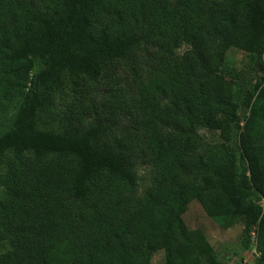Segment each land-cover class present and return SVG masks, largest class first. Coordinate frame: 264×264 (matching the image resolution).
<instances>
[{
    "label": "trees",
    "instance_id": "1",
    "mask_svg": "<svg viewBox=\"0 0 264 264\" xmlns=\"http://www.w3.org/2000/svg\"><path fill=\"white\" fill-rule=\"evenodd\" d=\"M0 8V82L5 96L21 98L0 135L8 193L0 196V264H144L141 256L159 247L171 264H182L186 247L222 264L185 230L181 216L194 197L221 223L243 217L244 246L256 234L264 258V0H1ZM111 14L116 20L105 22ZM185 44L177 65L173 51ZM230 47L248 53L251 85L226 69ZM142 57L149 74L130 106L147 123L141 158L156 176L135 201L122 188L141 183L140 157L125 152L133 136H118L120 147L99 141L130 107L113 82L124 79L126 61ZM198 74L207 77L198 96L187 86L182 100L161 101L174 82L191 84ZM228 83L239 84L240 101ZM100 86L115 109L92 95ZM63 105L65 129L38 125L41 110ZM200 127L219 141L207 143ZM8 153L14 161L2 170Z\"/></svg>",
    "mask_w": 264,
    "mask_h": 264
},
{
    "label": "rangeland",
    "instance_id": "2",
    "mask_svg": "<svg viewBox=\"0 0 264 264\" xmlns=\"http://www.w3.org/2000/svg\"><path fill=\"white\" fill-rule=\"evenodd\" d=\"M115 15L116 14H111L110 16L106 17L105 22H114L116 20L114 18ZM210 43L214 51H222L220 46L221 43L218 39L212 38ZM189 48L190 45L185 44L173 51L177 65L182 63L186 58ZM159 51L165 52L162 47H159ZM165 53L171 54L170 51H166ZM223 57L227 65V70H235V72L241 73V78L244 82L243 85H251V83H253L251 78L253 77L255 66L252 65L249 55L245 50L237 47H230L223 53ZM146 60L148 59L142 57L140 62L136 64H134L132 60L126 61L124 70L122 68L124 79L120 80V82H113V84H115V88H120L123 94L122 98H124V102L128 103L127 106H130L136 102V98L139 96L137 88L138 86L145 84L143 81L146 80L147 75L149 74V65L144 62ZM213 63L216 64L218 61L214 60ZM132 66H136L137 71H133ZM257 67L259 69V66ZM128 72H134V76L131 78V80L128 78ZM260 72L262 73V71ZM32 75L33 74L31 73L28 84H30ZM198 79H200V81ZM202 79L206 80L207 77L204 74H200L196 77V80H193L191 84L186 80H184L186 82H174L177 83L174 87L176 89L172 90L170 95L161 98V101L173 105L174 101L182 100L183 94L187 95L188 87L191 89L193 95L198 96V94L201 92V84L203 83L201 82ZM2 84L3 83L0 82V135L12 126L21 101L19 94L16 93L5 96L2 89ZM103 86H107V83L105 82ZM230 86L233 88L229 87L227 93L233 98L236 94V99L240 101L243 92L241 88L238 89L239 84L237 85V83H231ZM106 94H108V92H106L105 87L103 88L102 86L92 92V95L98 96L100 99L104 100L105 102H103L105 103L106 109L111 111L115 108L107 106V101L109 98H111V96ZM62 107L65 106H60L58 109L48 107L46 110H41L38 115V125L44 129H54L57 131L65 129L68 124V119L64 114L61 113ZM136 110L142 111V109L139 108ZM178 110L182 114L187 113L186 109L180 108ZM132 111L133 107L130 106L125 110L124 113H121L123 118L118 119L119 116L116 115L115 118L117 119V122L109 123L112 132L110 135H106L99 142L105 145L120 147V144L118 143V136L128 137L129 139L130 136H133L131 139L133 141L129 142L128 146L131 148L126 149L125 152L129 153L130 155L135 153L138 157H140L137 159L136 169L141 176V183H139V186L137 187H128L126 184H122V188L128 195H131L134 200L137 201L139 198L147 196L148 188L153 184L154 178L156 176V167L154 165L142 163L141 157L144 153L143 144L145 145L143 132L147 129V123L144 122L140 116L135 118L134 115H132ZM246 111H248V109L243 108L241 113L245 114ZM93 118L94 117L92 116L90 119H88L86 124H91V122L94 120ZM198 131L199 134L204 137L207 143L215 144L219 141V134L216 131L209 130L205 127H200ZM124 146L125 144L123 145V148H125ZM207 149L208 144L203 147V152L207 151ZM13 161V154L8 153L4 158V163L1 167L2 170H5L7 167H9V163ZM117 194L118 193L115 192L112 195L114 198H116ZM0 196H8L6 189L3 187H0ZM262 204L264 207V199H262ZM181 217L185 224V230H188L189 235L193 236L196 239V242H199V245L211 246L221 260L222 264H264L262 250L257 241L256 234H254L253 243L250 247L247 248L243 244L245 229V221L243 217H235L229 224L224 222L221 223L209 215L205 206L197 197H194L189 202L187 210L182 214ZM178 255L182 264H210L207 256L204 255L201 249L196 253L191 254V252H188V247H186L181 249L178 252ZM139 261L143 262L144 264H171L168 261L167 252L164 247L155 249L152 248L151 252H145Z\"/></svg>",
    "mask_w": 264,
    "mask_h": 264
}]
</instances>
